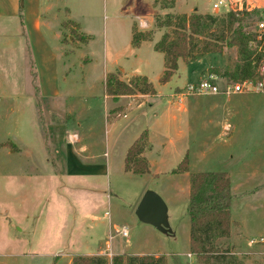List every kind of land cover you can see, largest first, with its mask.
I'll return each mask as SVG.
<instances>
[{"label": "rangeland", "instance_id": "obj_1", "mask_svg": "<svg viewBox=\"0 0 264 264\" xmlns=\"http://www.w3.org/2000/svg\"><path fill=\"white\" fill-rule=\"evenodd\" d=\"M1 1L0 264H48L45 254L52 256L57 248L62 253L80 251L83 239H88L95 230L92 219L105 211L114 222L128 227L127 237L116 236L113 239L121 252H158L161 254L157 256L163 255L166 264H176L174 257L181 263L199 264L189 252V190L187 192L185 178L170 172L149 178L124 172L118 167L124 164L125 149L137 129L144 126L155 128L152 123H147V118L153 117V111L160 108L169 92L178 89L172 94L179 100V92L192 82L190 80L198 78V74L205 71L208 74L211 67H220L234 60L236 48L223 47L220 53L205 54L199 57L200 61L193 63L179 58L176 71L167 82L162 83L158 76L164 70V54L154 50L153 42L158 41L163 32L171 31L172 27L157 28L154 14H190L197 9L198 12L222 16L227 11L245 9L256 10L262 15L264 0H227L226 5L218 9L213 8V3L218 0H174L172 7L165 8H161L160 1L157 7H153L154 0H50L52 9L43 12L50 24L45 23L47 27H42V40L56 47L61 91L64 94L72 91L84 101H94L90 113L83 114L67 113L65 102L68 101L63 94L57 98L33 97L34 80L36 87L38 85V72H34L31 58L33 35H29L26 24L23 25L24 31L27 30L24 41L25 36L19 33L22 27L19 29L18 15L8 17L5 3ZM133 14L137 15L135 19L138 21L132 25ZM147 18H152L151 24ZM70 19L81 21L93 34L88 55L91 60L84 54L77 56L76 47L86 42L88 36L81 33L78 24ZM258 20V17H253L246 28L255 31ZM131 25L138 30L141 27L140 31L149 35V39L142 41L138 49L130 44ZM57 32L58 38L55 37ZM82 37H85L84 41ZM104 37L109 38V42ZM113 46L120 47L122 51L115 58ZM65 57L66 68L62 63ZM115 59L118 63L114 62ZM262 63L264 61L258 62ZM118 68L123 69L124 74ZM104 70L117 72L124 82L134 76L131 74L144 75L153 83L156 93L149 98H144L141 93L126 95L122 102L134 100L128 101L127 110L122 113L110 112L111 117H119L112 126L111 122H104L103 107L98 103L105 87ZM191 70H196L197 75H191L183 87L174 88L177 82L185 83L184 75ZM242 97L238 113L226 115L230 124H236L232 139L226 143L220 137L222 141L216 139V147L213 146L208 158L199 161L198 165L228 171L231 183L230 215L233 220L240 221L243 238L238 243L243 250L247 246H256L260 252L257 257L264 264V108L261 106L264 94L246 91ZM208 98L203 97V107H208ZM78 122L81 125L78 126ZM221 127L220 123L216 133ZM87 128L95 133L86 138L94 142L92 150L108 152L111 169L107 174H90L86 169L80 172V169L76 170L75 161L68 157L71 154L68 146L78 144L68 142V131L80 135L88 131ZM105 135L109 139L106 143ZM11 141L23 145L19 146L22 151ZM170 147L173 150L166 152L163 163L175 166L187 151L183 143L176 141ZM195 148L192 146V149ZM174 149H179L178 155L173 152ZM29 154L35 156V162H28L25 156L29 158ZM99 158L104 160L102 155ZM32 166L36 167V171ZM17 170L20 171L17 173ZM67 170L77 172L67 173ZM144 187L155 191L165 202L171 233H163L136 217L133 206ZM106 218L99 219L105 229Z\"/></svg>", "mask_w": 264, "mask_h": 264}, {"label": "crops", "instance_id": "obj_2", "mask_svg": "<svg viewBox=\"0 0 264 264\" xmlns=\"http://www.w3.org/2000/svg\"><path fill=\"white\" fill-rule=\"evenodd\" d=\"M1 3L3 4L5 3L4 4L5 9H6L5 13L8 17H16L18 15L19 24H20L19 29H21L22 27V30L19 31L20 35L23 34L25 36V31L27 30H28L29 35L31 36L33 35L34 41L32 42L33 52L31 53L32 54L31 58L33 57L32 61L34 64L33 65L34 72L36 71L38 72L37 78H36L38 85L36 87L35 80H34L33 97L35 99L37 96L57 98L63 94V96L66 97L68 101V102H65V106L67 105V108H65L67 109L66 110L67 113L69 112L70 113L79 112L81 114H83L84 112L90 113L89 110L90 108H92L94 101H89V100L84 101L82 100L81 96L80 97L76 96L72 91L67 92L66 93L67 95L61 91L60 84H58L59 74H57L58 70L56 67V62H59L58 54L55 52L56 47H52L51 45H49L48 42L45 41V39H44V42L42 40V27L46 26L45 23L50 24V21H46L43 15V12H47L50 9H52V4L50 3V0H2ZM199 13H203V12H199ZM133 16H134V19L132 21V25L133 23L135 22L137 23L138 21L135 19L137 15L133 14ZM138 18L140 17L138 16ZM70 20H73V19H70ZM146 20L149 24H151L150 22L152 18L151 20H149V18H147ZM73 21H75L78 24L79 31L88 36V38H86L87 39L86 42L80 43L78 47H76V54L77 56H80V57L83 56L84 54L86 57L89 58L88 56L90 54L89 49L91 48L92 41L94 40L92 37L93 34L89 32V30H87L83 26L81 21H77V20H73ZM25 24H26L27 30L24 31L23 25ZM132 25H131L130 44H131V38H132V28H133ZM140 28L141 27H139V30H141ZM55 37L58 38V32L55 35ZM24 41L26 42V36L24 38ZM105 41L109 42V38L108 39L105 38ZM154 43L155 42H153V44ZM141 44L142 42L140 43V45ZM140 45L137 47H133L131 44V46L135 49H138ZM121 52L122 51L120 47L118 48L114 47V55H113L114 58L115 56L118 57ZM89 59L91 60V58ZM117 60L118 59H115L114 62L118 63ZM200 60L201 58L194 60V62H197ZM190 62L193 63V61H190ZM62 63L64 64L66 68V65H65L66 57L64 59V62L62 61ZM118 69L121 70V73L125 72L121 68H118ZM107 72L109 71L104 70L103 77L106 76L105 74ZM161 73L158 76V80H159ZM206 74H207V71L201 74H198V78L194 80H190V81H196L204 77ZM132 75H138V74H131V76ZM191 75L196 76L197 75L196 70L194 71L191 70L190 73H187L184 75L185 83L177 82V84L174 85L173 87L174 88L181 87V86L183 87L189 81L188 79L190 78ZM33 79L34 77L32 76V82H33ZM218 80L220 79H217V82ZM151 84L153 85L152 82ZM218 84L220 85V87L224 85L222 80H220ZM177 90L172 89L167 95V97H165V99L161 102L162 104H160V108L156 111H153V117L147 118V123H150L149 125H151L152 123L153 127L155 126V128H149V126H144L142 128H138L139 130L137 129V132L133 134V139L130 141V143L127 145L125 149V152L123 155V163H124L125 154L128 148L142 134V132H146V137H147L146 146L144 147L140 155L146 158L148 162L149 172L144 173V174H137V175H141V176L143 175V176H148L149 178H153V177H159V175H161L162 173L170 172L173 175L175 174L176 177L181 176L185 178V184L187 186V192H188L190 174L194 172H199V171H218V170H213L208 166L207 167L200 166L198 165V162L201 160H204V158H208L207 155L210 154L212 150L214 149L212 147L213 146L216 147L215 145L217 143L216 139L219 141L220 140L219 137L222 138L223 143H226L227 140L232 139L233 134H234L232 131L233 130L235 131L236 124L235 122H232V124H230L227 120L226 115L229 113L230 114L238 113L237 109L241 105L239 102L242 101V98H243L242 95L244 94V92L233 93L231 95H226L221 92L216 93V94H206V95H185L181 97L179 100H177V97H175L174 94H172L173 92ZM247 92H253L255 94L257 93L264 94L263 90L247 91ZM155 93H156V90H155ZM170 94H172V96H170ZM141 95L144 96V98L145 97L149 98L151 96H154L155 94H141ZM28 96L29 97L31 96L30 91L28 93ZM125 96L126 95L119 96L115 100L112 98V96L106 94L103 88L101 98H98L99 100L98 103H100L103 107L104 122H107V123L111 122L113 126L115 123L114 121L119 117L117 118L115 116L111 117L110 116L111 110L117 109L118 111L115 112L116 114L120 112L122 113V111L127 110L128 101H131L134 99H129L126 103H124L122 102V99L125 98ZM204 96H209L207 108L206 106L203 107L201 105V102L203 101ZM92 97L93 95H91V98ZM262 102L263 104L261 106L264 108V100ZM219 108L220 110H218ZM220 123L222 125L221 130L220 132L216 133L217 132L216 127L217 126L219 127ZM79 125H81V122H78V126ZM68 127H64V129H67ZM202 129H206V130L201 132ZM208 131H214V133L208 132ZM228 131L230 132L225 133ZM85 132L81 133L80 135L79 134L77 135L75 132L68 131L67 133L68 142H70V144L78 143L77 145L72 146V147L68 146V152L71 153L69 154L68 157L75 161V163L77 164L76 170L80 169V172L81 170L86 169L88 172H90V174H95L93 172H98L99 174H102V175L107 174L111 169V166H110L111 161H110L108 152L104 150L101 153H99V150L97 149L92 150L94 146L92 144L94 142H90L86 138L90 137L94 133V130L88 129L87 133ZM108 140H109L108 137H106L105 135L104 142L106 143L108 142ZM174 141L183 143V146L185 147L186 151L189 153L188 155V153L186 152L188 156V160H189L188 169L186 172H183V173L172 172L173 168L178 163L175 166H171V164L168 165V163H163L164 161H166L165 156H164L166 152L170 153L173 150V148H171L170 146L173 144ZM11 142L18 149L21 150L19 146H23V145H20V143H16L14 141H11ZM192 146H195L196 148L192 149ZM173 152H176V154L178 155L179 149H174ZM8 154L9 156H11L10 152H8ZM99 155L104 156L103 158L104 160H101V158L98 159ZM107 156L108 158H106ZM25 157L28 159L29 163L36 161V158L34 155L29 154V158L27 156ZM85 162L86 163L88 162V163L86 164ZM34 166H32V168L34 171H36V167ZM118 168L120 170L121 169L124 170V172H131V171H126L124 169V164L122 165V167L119 166ZM76 170L75 171L67 170V173H70V172L76 173L77 172ZM18 171L20 170H17V173ZM226 172L228 176H230L228 171ZM145 190H146V187H144L142 191L140 192L133 206V210H135ZM251 208H253V206H251ZM105 216H107L106 229L105 227L102 228L103 222L102 223L99 222V219H103L105 218ZM92 220H93V228L95 230H93V232L89 234L88 239H83L81 250L80 251L71 250L69 252L62 253V252H59V248H57L53 252L52 256L45 254V257L48 258V261H49L48 264H71L72 258L76 255H85V256L102 255V252L106 249L107 244L109 245L108 247L110 251L108 254L102 255L107 259V264H111V258L114 255H125L124 252L120 251L119 245L114 244L113 242V239L116 236H120V235H114L111 239H109V235L113 234V228H118L124 224H117L116 222H114V220L108 214V211H105L103 214L98 215L96 218ZM230 221H231L230 222V234H229V237L227 238V242L232 246L233 252L236 255L243 257L242 258L243 264H247V263L248 264H261L262 260L258 259L257 257V256H260L259 254L260 252H259V249L256 248V246H252V247L247 246V248L243 250L238 243L240 238L243 239L241 232H240V227H239L240 221L233 220L231 218V215H230ZM232 232H234V234H232ZM56 253L57 255H55ZM129 254H135V253L132 252ZM147 254H150V253H147ZM151 254L157 256L158 254H161V253L154 252ZM135 255H144V253H137Z\"/></svg>", "mask_w": 264, "mask_h": 264}, {"label": "trees", "instance_id": "obj_3", "mask_svg": "<svg viewBox=\"0 0 264 264\" xmlns=\"http://www.w3.org/2000/svg\"><path fill=\"white\" fill-rule=\"evenodd\" d=\"M161 8L172 7L174 0H154L153 7L159 3ZM261 18L256 10H231L218 16L199 13L197 9L190 14L166 12L154 14L157 28L171 26L153 45L154 50L164 54V70L159 78L167 82L177 69L178 59L187 62L208 53H220L223 47L234 46L236 57L220 67H211L209 72L225 82H238L245 79L259 80L264 75L257 72V65L264 60V52L258 51L250 43L255 32L247 29L252 18ZM85 37H82L84 41ZM149 35L133 26L131 44L137 47ZM224 82V83H225ZM105 93L117 99L122 95L154 94L155 89L144 75H134L128 82L119 79L117 72H109L105 77ZM119 109V107H118ZM118 111L117 109L111 112ZM146 132L131 144L125 154L124 169L134 174L149 172L146 158L140 154L146 146ZM188 156L185 154L173 168L174 173L188 169ZM230 180L226 171H199L190 174L187 215L189 219V252L199 264H243L242 258L235 255L227 242L230 234ZM176 264L181 263L174 257ZM71 264H107L102 255H76ZM111 264H166L163 255L151 254L114 255Z\"/></svg>", "mask_w": 264, "mask_h": 264}, {"label": "built area", "instance_id": "obj_4", "mask_svg": "<svg viewBox=\"0 0 264 264\" xmlns=\"http://www.w3.org/2000/svg\"><path fill=\"white\" fill-rule=\"evenodd\" d=\"M227 0H218L213 3V8L218 9L221 5H226ZM255 39L250 44L256 47L258 51L264 52V10L262 12L261 18L257 22L255 29ZM264 61V60H260ZM259 61V62H260ZM257 72L260 75H264V63L258 64ZM218 76L212 73L206 74L204 77L187 83L181 92H179V99L185 95H204V94H216L224 93L229 95L231 93L246 92V91H264V77L259 80L253 81L251 79H245L239 82H225L222 87L217 82ZM114 235L127 236L128 227L126 225H121L118 228H113V234L109 235L111 239ZM262 241V238H259ZM254 242V241H252ZM107 244L106 249L102 254H108L110 249Z\"/></svg>", "mask_w": 264, "mask_h": 264}, {"label": "water", "instance_id": "obj_5", "mask_svg": "<svg viewBox=\"0 0 264 264\" xmlns=\"http://www.w3.org/2000/svg\"><path fill=\"white\" fill-rule=\"evenodd\" d=\"M134 212L141 222L150 224L163 233H171L166 204L155 191L145 190Z\"/></svg>", "mask_w": 264, "mask_h": 264}]
</instances>
